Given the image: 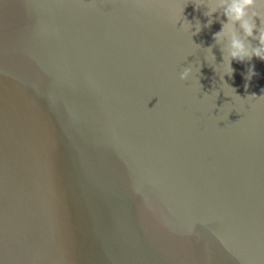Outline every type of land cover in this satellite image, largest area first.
Listing matches in <instances>:
<instances>
[{
  "label": "water",
  "instance_id": "obj_1",
  "mask_svg": "<svg viewBox=\"0 0 264 264\" xmlns=\"http://www.w3.org/2000/svg\"><path fill=\"white\" fill-rule=\"evenodd\" d=\"M231 2L0 0V264H264V61L229 55L264 0L252 37Z\"/></svg>",
  "mask_w": 264,
  "mask_h": 264
},
{
  "label": "clouds",
  "instance_id": "obj_2",
  "mask_svg": "<svg viewBox=\"0 0 264 264\" xmlns=\"http://www.w3.org/2000/svg\"><path fill=\"white\" fill-rule=\"evenodd\" d=\"M254 4V0H232L231 4L225 9V16L228 20L232 21L233 24L239 23L240 28L246 37H252L255 25L246 19V9ZM227 25L221 28V31L215 34L214 38H219L226 34ZM259 46L251 48L246 46L245 43L236 37L234 34L231 35L229 44V55L231 60L237 63H243L245 60L250 61L253 57L260 61H264V32H260L258 37ZM234 72L229 64V75ZM191 74V69H185L180 74V79L187 80ZM257 75L254 71V65L249 68L246 80H251L253 76ZM247 87V85H245Z\"/></svg>",
  "mask_w": 264,
  "mask_h": 264
}]
</instances>
